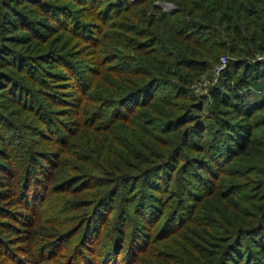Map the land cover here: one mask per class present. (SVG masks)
Masks as SVG:
<instances>
[{"label": "trees", "instance_id": "16d2710c", "mask_svg": "<svg viewBox=\"0 0 264 264\" xmlns=\"http://www.w3.org/2000/svg\"><path fill=\"white\" fill-rule=\"evenodd\" d=\"M0 264H264V0H0Z\"/></svg>", "mask_w": 264, "mask_h": 264}, {"label": "rangeland", "instance_id": "374dc122", "mask_svg": "<svg viewBox=\"0 0 264 264\" xmlns=\"http://www.w3.org/2000/svg\"><path fill=\"white\" fill-rule=\"evenodd\" d=\"M156 3V6H161L163 8V10H169L170 8H172L173 6L170 4V3H164V2H155ZM219 67V66H218ZM217 67V68H218ZM203 79H205L204 81L206 82L204 85H201V88H200V93H205L206 92V87L208 85V83L211 81L210 80V77L205 74L203 76ZM213 81H215V79L213 78Z\"/></svg>", "mask_w": 264, "mask_h": 264}, {"label": "built area", "instance_id": "2783aa9c", "mask_svg": "<svg viewBox=\"0 0 264 264\" xmlns=\"http://www.w3.org/2000/svg\"><path fill=\"white\" fill-rule=\"evenodd\" d=\"M225 62H226L225 58L222 57V58H221V64H220V66L217 68V70H216V74H215V76H214L215 81H216V79H217V76H216V75H217L218 72L223 68V66L225 65ZM205 83H206V82H205L204 80H200V81H197V82L193 83V84H192V87L194 88L195 92H200L199 90H200V88H201V85H204Z\"/></svg>", "mask_w": 264, "mask_h": 264}]
</instances>
